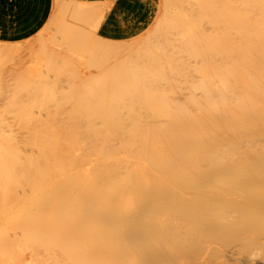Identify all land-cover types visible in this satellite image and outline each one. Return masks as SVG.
<instances>
[{"label":"bare ground","instance_id":"bare-ground-1","mask_svg":"<svg viewBox=\"0 0 264 264\" xmlns=\"http://www.w3.org/2000/svg\"><path fill=\"white\" fill-rule=\"evenodd\" d=\"M66 1H69V2L73 1L72 3H74L76 5L71 6L72 4L69 2H67L69 4H66ZM66 1L64 2L65 4L63 6H65V5H67V6H65V7L62 6V9L59 7H56L53 9V12H52L53 20L54 21L57 20L58 24H67L70 27L73 26L72 27L73 29L71 28V30H66L67 28L64 27L65 33L69 31L68 34H70V35H68V38L70 39V42L73 41V40H71L72 37H73V39H74V37H77V38L79 37V38H81L80 40H82L83 36L81 35L82 36L81 37L80 32H79V30H81V29H79L80 27H77V25L78 24L79 25H81V24H90V25L99 24V22L102 19L104 12L101 10H97L98 9L97 7L100 6L99 4H89V3L83 2L81 0H77V2L74 0H71V1L66 0ZM170 1L169 0H160L159 1L158 12H157V15L155 16L154 20L151 22V24H149V26L144 30V32L140 33L137 37H135L133 39L113 40L114 42L111 43L112 40L110 41L109 39H106V40L110 41V42L109 41L107 42V41H105V38L104 39L102 38L103 41H105L104 43L107 42V45L106 44L105 45L108 46V48H107L102 43L103 46L105 47L102 49V48H99L102 45L101 40H99L101 38H99V35L96 34L95 40L97 38H99V39H97L99 41L98 42L99 45H97L98 44L97 42H96L97 44H95V45L98 46L97 49H99V51H103L102 52L103 54H101L100 56H106L107 58H109L108 55L110 56L111 53L114 56L115 53L113 54V51L115 50V47L113 48L112 45H114V43H117V45H118V46L116 45L117 50H115L114 52H117L119 49V51H118L119 57H121L120 54L122 55V53L123 54L125 53L126 57H125V55H123V57H125V60H127V56H128V59L130 60L129 57L131 55L135 56V54H132V53L129 54L133 50V52H135V53L137 52L136 54H138V55L141 53V55L139 57L142 58V56H143V58H142L143 60L149 59V61L148 60H146L145 62L142 61L141 58L137 57L138 55H136L137 58H135L134 56H133L134 58H131V60L136 59L137 60L136 62H138V63L140 61H141V63L143 62L142 64L147 62L146 66H144L145 64L143 65V67H146V69H143V67H142L143 71L141 69H140L141 70L140 71V70H138V68L140 67L139 65H142L141 63L138 65L133 60L135 63L132 64L131 63L132 61L129 62V60H128L129 63L126 62V64H125V60H123L122 59L123 57H121V59H119V60L120 61L122 60V62L124 61L125 66L127 65L128 72L131 71L129 74L130 77L134 78L133 80H136L139 82H137L134 85V83L136 81L131 83L132 79L130 77H129L130 79L126 78L125 80L128 79V81H130V84H131L130 85L129 82L124 81V79H121V82H124V88L125 89H126L125 82L128 83L130 85V86L128 85V87L131 88V89L127 88V90L123 91L124 90L123 88H122V90H120L121 89L120 87L117 88V86H115L116 83H119L116 81V82H114L115 84L112 83L115 86V88H112L113 85H110V88H112V90L114 89L113 90L114 94L112 93V90H110V93H108L106 91L100 92L101 93L100 98L97 96L100 94H96V98L98 97L97 99H99V100H98V102L96 100L95 101L97 102V104L100 102L101 103L100 105H102V107L100 105L93 104V102L89 103L90 99L92 98L91 97L89 99L87 98L88 102L86 101L87 103H89V107H87L89 109L85 108L86 106L83 105V106H85L84 107L85 109L84 108L83 109L85 111L87 109L86 112L85 111L79 112L77 110L78 113H80V114H77L76 110H75L76 113L74 111L73 112L69 111V112H71V114L75 113V114H73L75 116H76V114L79 115V118L82 117L83 121H86L85 122L86 124L84 125V127L86 129L82 128V130L84 129L83 131H85V132L87 131V132L86 133L83 132V133H85V135H88V133H91L93 135V137L96 139V140H94L95 142L91 141L92 142L91 143L89 141V139L93 140V139H91V138H93V137H91L92 135H90L91 138H89V135L85 136L86 137L85 139L89 138L88 142L86 140L82 141V139H79L82 136H83L82 138L84 139V134L83 135L81 134V136H77V134L79 132H81V131H79L77 133L78 129H80L81 127H79V128L75 127L76 126L75 123L77 124V121H76L77 119H75V118H78V117L72 116L74 118L70 119V115H71L70 114V115H68L69 117L67 116L68 118H66V119H68L67 120L68 122L70 120V123H69L70 125L67 127L65 124V126H66L65 132L67 131L66 132L67 134L64 132V136H66L67 138L69 136L68 141L64 137H63L64 139H62L61 137L63 136V132L61 131V133H60V134H62L60 136V140L61 141L65 140L68 144L65 141L63 143H61L60 140H59V142H57L58 141L57 140L56 142H54V144L57 143V145H59V146L57 147L55 144V146H56L55 147V146H53L54 144L52 141H48V145H50V146L52 145L51 146L52 149L50 148V146H49V149H51V151H53L55 149L54 150L55 153L54 152H53V154L49 153L48 152L49 149H47L48 146H47V148H45L46 147L45 142L47 140H49L48 136L50 135V133L48 134L47 139H45L44 137H43L44 139H42V140H44V143H45V145H42V146H45L44 148L47 149L46 151L48 152V154H47V152H45L44 148L42 146H40L41 145V144H39L40 142H37V141H40L41 139H39L37 141L35 140V142H34L36 145V147H34V148H37L38 151H34V148L32 145L33 141L29 142V143H31L29 146L32 145L33 151L29 150L27 148L29 151L26 152L27 150H25V149H26V147H28L27 146L28 144L25 145V147H24L25 151L22 149V147L16 152L15 151L9 152V154L6 153L7 152L6 150H5L6 152L3 150L0 151V152H2V153H0V158L2 160V161H0V262H1V257H2V260H5L4 262H2V264L9 262L8 260L11 258V256H10L11 252H12V254H13V252H14V254L16 252L17 256H16V259L14 258L12 260L13 255H14L13 254L12 258H11L12 261H10L7 264H14V260L15 261L18 260L16 264H18V263L23 264L20 262H22L23 252H25L26 249L31 251V252H28V253H30V257H31V255H33V257H34V258L31 257L34 260H32L30 257H29V260L26 258L27 263L30 261L31 264H33L34 262H35L34 264H208L206 262L207 261L209 262V259L212 261V264H213L212 258H209V257H212L210 254L212 251H215V253H213V254H215V256H216V254L218 256H219V254H222V257H221V255L219 257L216 256V257H218L217 259L219 260V262H217L218 260H216L215 256L213 255L215 258L214 261L216 260L214 263H216V264L217 263H219V264H264V155H263L264 151L262 152V149H260V147H259L262 144H258V142L260 143V141L263 140V139L261 140L260 138L262 136L261 134L264 133V102H262V104H261V102H259L261 100L262 101L264 100V88H263L264 86L261 87L263 85L262 83H260V82H262V81H260L261 78L253 81L254 83H252L251 81L249 83V81L246 80V81H248V83L243 84L241 80H240L241 82H238L239 79L236 78V77H238L239 72H237V73L236 72H229L231 67L224 69V66H223V68H219L218 67L219 65L218 66L214 65V66H216V68L212 66L213 68L210 69L211 67H209L210 70L206 71L205 76H203V78H202L203 80L202 79L200 80V81H202V84L200 83L201 86L199 85V83L197 86L196 85L197 83H195V81H192V82H194V84L191 83V85L193 84L192 87H194V85H195V87L196 86L197 87L196 88L194 87L193 90H191V87H190V90L192 91V93H187V94H189V96L192 94L193 97L190 96L189 99L191 100V98H192L193 101H195V103H196L200 100L199 99L200 97H198L197 95H199L201 92H203V94L201 93L203 96L202 95H200V96L203 97V99H204V97H206V98L208 97L207 101H208V103H211V104H209L210 106H208V104H207V106L204 105V107L206 108L205 111L203 109V104L205 101H202L203 103L201 101H199L201 104L196 103V105L192 103L193 101H191V103H192L191 105L195 106V107L192 106L193 109L195 108V110H193L194 113L193 112L190 113L191 112L190 110H192L191 107H189L190 109L187 108V106H190V103L189 104L186 103V104H188V105H186L182 101L181 102L183 104L181 103V106L178 108H181V111H182V108L185 106L184 107L185 111L183 109L184 112H181L180 109L179 110L175 109V108H177L176 107L177 104L180 105L179 104L180 101L175 103L176 105L174 106V108H172V112H168V110H167L168 113H166V111L164 113L161 112L163 109V106L164 105L166 106L167 102H163V104L164 103H166V104H164V105L161 104L162 109H159L156 112L150 111L147 108L151 104L154 105V107H158L157 104H160L161 102L160 103L158 102L155 105V100H156V102L160 101L161 99L159 100L158 98L161 95L162 96L160 98H163L164 95L166 94L164 92V94L158 95L159 94L158 91L161 92L165 88L163 86V84L162 85L160 84V81L162 78H164L165 80L162 81L164 83L166 81V77L169 80L170 77L172 76L171 74H173V71H174L173 69L175 68V66L173 65L174 62H172V64H170L171 60L170 61L168 60L169 63H167V64L169 66L162 67V65H165V61L167 62V59H169L168 58L169 54L172 55V57H174V58L178 54V53L177 54L175 53L176 51L174 49L176 47H174V45L176 46L177 44H174V43H176V41L179 42L180 39H182L180 41V44H182V41L185 42V43L183 42L182 46H184L186 44L185 45L186 48H184L185 46L182 48L185 49V53L189 52L190 55L187 53L188 54L187 56H191V55L198 56L197 57L198 60H199V57L201 58L203 56H206L205 60L206 59H207L206 61L209 60L208 62H211L210 64H212V61H211L212 59H209V57L211 58V57L215 56V58L218 60L217 56H219V57H220V55L224 56V54H227V55L229 54V56H232L230 54H234V55L237 54V55H241V56L243 55V57L248 58V60L251 61L250 59L253 58L251 55H253V53H254V51L252 49L254 47V43L257 42L260 44L261 43L264 44V0H236V1L235 0L234 1H232V0H191L193 3L192 5H189V6H191V8H189L188 5L187 6L183 5V3H185L184 2L185 0H182L183 1L182 5L180 3L181 0H178V2L176 0H170ZM173 1H175V2H173ZM191 1H190V3H191ZM186 3H187V1H186ZM60 5H61V3H60ZM68 6H70V7H68ZM174 6H175V8H173ZM182 6H183V8H182ZM185 6H186V8H184ZM54 7H55V5H54ZM100 8H101V6H100ZM53 20H52V23H54ZM204 23L205 24L207 23L206 26L208 24H212V27H211L212 32L210 29L208 30L210 33L207 32L206 30H203L204 32L202 31V29L205 28V27L202 28L204 26L203 25ZM75 24L77 27L76 31L79 33H77V36L76 35L72 36V35H74V32H72V30H74ZM163 24H165V25L163 26ZM172 24H174L177 27V29H175L176 31L174 30V25H172ZM176 24H179V25L181 24L180 30L178 29L179 26ZM182 24H184L183 27H185V24L186 25L189 24V26H191L190 24H197V26H199L198 24L201 25V27L200 26L198 27L199 29L201 28L200 30L197 29V31H196L195 30L196 28H194V31L192 30L193 32H192L191 36L185 37L186 39L190 40L191 46L188 42L189 40L186 41V40H183V38L179 37V35H180L179 31H183L185 29V28L181 27ZM220 24H223V26H220ZM224 24L227 26H225ZM95 25H94V29H96V27L98 28V26L96 25V27H95ZM166 25H168V28ZM64 26H66V25H64ZM169 26H170V28H169ZM59 27L60 26L57 27V30H59L58 29ZM70 27H68V28H70ZM83 28L84 27H82V29ZM94 29H92V30H94ZM88 31L90 32V29L87 30V32ZM94 31H96V30H94ZM169 31H170V33H168ZM54 32H56V31H54ZM174 32H175V34H174ZM206 33H209V34H206ZM52 34H53V32H52ZM43 35H45V34H43ZM154 35H155V38H154ZM162 35H163V37L161 38V40L159 37L160 43L157 40H154L156 38L158 39V37H156V36H162ZM173 35H174V37L177 36L179 39L177 37H175V39H174ZM151 36H153L152 38H154V39H152ZM53 38L57 39L56 36H54ZM53 38H51V40ZM66 38H67V36H66ZM79 38L77 40L78 43H74V45H73L72 43L76 40V39H74V41L71 44H69V46L73 45L75 47L77 44L81 43L79 41ZM85 38L87 40L88 36ZM149 38H151V40ZM171 38H172V41H171ZM30 39H32V38H30ZM90 39H91V37H90ZM90 39L88 41H90ZM40 40H41V38H40ZM42 40H44V42H45L46 39H42ZM49 40H50V38H49ZM86 40H84V41H86ZM149 40L151 41V43ZM36 41H37V39H36ZM154 41H157V43H156L157 45L153 44ZM52 42H53V40H52ZM142 42H143V44L144 43H146V44L150 43L151 46H150V44L148 45V47L150 46L149 47L150 50L146 49V51H144L143 46H141ZM167 42L170 43L171 46ZM238 42H241V43L243 42V43L239 44ZM54 43H56V42H54ZM94 43L95 42L93 40V44ZM2 44H3V42H2ZM110 44H112L111 45L112 49H111V47H109ZM152 44L154 47L152 46ZM166 44L170 47L173 46L172 47L173 49L171 48L170 50H171V52H174V56L171 53H167V51L169 50L170 47L168 48V46ZM262 44H261V47H262ZM3 45H1V46H3ZM161 45L165 48H162ZM187 46H188V48H187ZM50 47L51 46H49V48ZM55 47H54V49H56ZM88 47L85 44V48H88ZM177 47H178V45H177ZM2 48L4 49V46ZM8 48H6V49H8ZM45 48H48V47L46 46ZM59 48H61V47H59ZM75 48H77V47H75ZM95 48H96V46H95ZM179 48L182 49L181 47H179ZM256 48L254 47V49H256ZM260 48H258V49H260ZM80 49H81V47H80ZM180 49H178L179 50L178 52L181 51ZM186 49H187V51H186ZM39 50H41V49H39ZM46 50H48V49H46ZM110 50H112V51H110ZM147 50L149 51V54L152 55V57H151L152 60L150 59V57L147 58V55H148L146 53ZM170 50L168 52H170ZM52 51H53V49H52ZM5 52L7 53V51H5ZM9 52L10 51H8L7 54H9ZM86 52H87V50H86ZM93 52H91V54ZM118 52L116 53L115 56H117ZM257 52L259 53L258 50H257ZM262 52L264 53V51H262ZM143 53H145L146 58H144ZM183 53H184V50H183ZM183 53H182V55L184 56L185 54H183ZM1 54L2 53H0V55ZM7 54H5L6 57H7ZM10 54H11V52H10ZM23 55H25V54H23ZM88 55H89V53H88ZM97 55H99V54L97 53ZM166 55L168 56V57H166L167 59H165ZM254 55H258V58H259V54L254 53ZM11 56H14V54H12ZM76 56H77V54H76ZM113 56H112V58H113ZM195 56H193V57H195ZM262 56H264V54ZM6 57H4L2 59L5 60ZM64 57H66V55H64ZM162 57L165 59V60L163 59L164 61L162 60L164 62V64L161 61ZM172 57H170V58H172ZM11 58L9 57V60H11ZM51 58H52V56H51ZM77 58L79 59V56ZM99 58H101V57H99ZM99 58H97V59L101 62V59H99ZM115 58L117 59L118 57H115ZM138 58L140 59V61ZM184 58L185 57H183V59ZM215 58H213L214 61H215ZM233 58H234V56H233ZM238 58H239V56H238ZM261 58L262 57L260 56V60H261ZM7 59L8 58H6V60ZM84 59H86V58H84ZM102 59H105V58H102ZM9 60H8V63H9ZM106 60L109 61L110 58L106 59ZM223 60H220V62ZM230 60H231V58H230ZM237 60H239V59H237ZM94 61H95V59L93 61H91V63L95 68L96 62H95V64H93ZM114 61L116 62L117 60L113 59V62ZM120 61H118L117 63H119ZM151 61H154V62H151ZM159 61H161L162 63ZM188 61H189V59H188ZM188 61H187V63H188ZM214 61H213V63H214ZM227 61H229V60H227ZM10 62H12V61H10ZM85 62H88V61H85ZM122 62H120V63L123 64ZM190 62H191V60H190ZM198 62H195V63H197L196 64L197 67L199 66V64L201 66V62L199 64H198ZM203 62H205V61H203ZM254 62H256V61H254ZM254 62H253V64L258 63V62H256V63H254ZM261 62L263 63V59ZM3 63H5V61H3ZM48 63H50V62H48ZM130 63L134 66L136 64L139 67L131 66ZM149 63H151L152 66H148V65H150ZM193 63H192V65H193ZM226 63H228V62H226ZM262 63H261V65H262ZM6 64L7 63H5V65ZM74 64H76V63H74ZM105 64L106 63L104 62L102 68L106 67V66H104ZM121 64H120V66H121ZM124 64L121 67L119 66L121 70L123 69L122 70L123 73L121 71V73L123 75L120 74V72L118 71L119 74L122 76H124V74H125L124 72L126 71V70H124V69H126V68H124ZM210 64H207L205 62L203 65H204V67L206 65V67L205 68L203 67V68L206 69L207 66H210ZM223 64H224V61H223ZM15 65H17V64H15ZM89 65H91V64H89ZM92 65H91V67H92ZM170 65H173V69H171L172 67ZM180 65H181V63H180ZM239 65H241V64H239ZM246 65H248V64H246ZM129 66L131 68H129ZM181 66H183V65H181ZM98 67H101V66H98ZM112 67H110V68H112ZM114 67H115V64H114ZM147 67H150V68H147ZM233 67H235V66L233 65ZM257 67H260V66H257ZM262 67L264 68V66H262ZM3 68H5V67H3ZM54 68H56V67H54ZM132 68L133 69L135 68V70H137L138 72L136 73V71H133ZM0 69L4 72L2 67ZM10 69H12V68H10ZM10 69H7V70L5 69V70L7 72ZM14 69L16 70V68H14ZM113 69L114 68H112L110 70H112V72L115 73L114 72L115 70L113 71ZM147 69L149 72L147 71ZM169 69H171V70H169ZM77 70H79V68H77ZM100 70H101V68H99V71ZM108 70H109V68H108ZM197 70H195L194 72L196 73ZM101 71H103V70H101ZM132 71L134 72V74L132 73ZM144 71H145V73H144ZM169 71H170V73H169ZM171 71H172V73H171ZM176 71L177 70H175V72ZM225 71H226V73H225ZM232 71H233V69H232ZM236 71H238V70H236ZM243 71L244 70L242 68V72ZM246 71H247V69H246ZM12 72L14 73L13 70H12ZM15 72H19V71H15ZM118 72H117V74H118ZM128 72L126 74H128ZM147 72H148V74H146ZM19 73H22V72L20 71ZM105 73H106V70H105ZM141 73H142V75H141ZM185 73H189V72L187 71ZM185 73H183V74H185ZM217 73L219 76L225 75V74H226V76H223L225 78L221 77L220 80H219V78L214 80L218 76ZM234 73H236L237 76H235L236 74L234 75ZM23 74L25 75V73H23ZM55 74H56V72H55ZM119 74L116 75V73H115V76L118 77ZM126 74H125V76H126ZM168 74H170V76ZM203 74H204V71H203ZM215 74H216V76H215ZM241 74L243 75L244 73H241ZM260 74H262V73L260 72ZM90 75H91V72H90ZM106 75H108V74H106ZM112 75H114V74H112ZM134 75H136L137 77H133ZM196 75H198V74H196ZM233 75L235 78L233 77ZM255 75H257V74H255ZM11 76H12V74H11ZM17 76H19V75H17ZM28 76L29 75H27V77ZM125 76L122 78H125ZM213 76H215V77L211 78ZM259 76H261V75H259ZM263 76L264 75L262 74V77ZM1 77H2V75H1ZM3 77L5 80L6 76L4 75ZM7 77H9V75ZM23 77H25V76H23ZM23 77L20 79H23ZM81 77H83V75ZM106 77H108V76H106ZM109 77L111 78V76H109ZM138 77H140V78H138ZM185 77H187V76H185ZM190 77H192V76H190ZM204 77H205V79H204ZM230 77H233L234 79H236V81L234 80L235 84L233 83V79H231L232 82L230 81ZM104 78H105V76H104ZM113 78H115V77L112 76V79ZM178 78H179V75H178ZM246 78H247V76L244 77L243 80L245 81ZM8 79H7V81H8ZM12 79L13 78H11V80ZM29 79H31V78L29 77ZM112 79L110 81L113 82ZM171 79L169 81H173ZM13 80L11 81L12 83L15 82V80L14 81ZM98 80H100V79H98ZM189 80H191V79H189ZM249 80H251V79H249ZM0 81H1V79H0ZM50 81H51V79H50ZM80 81H81V78H80ZM118 81H120V78ZM169 81H168V85H169ZM213 81H215V82H213ZM55 82H57V81H55ZM87 82H89V81H87ZM97 82H95V83H97ZM107 82H109V81H107ZM121 82H120V84H121ZM263 82H264V80H263ZM92 83H93V80H92ZM184 83H186V81ZM212 83H214L216 86H214ZM65 84H66V82H65ZM132 84H133V86H132ZM156 84H158L159 86ZM165 84H167V82ZM170 84L171 85H169V86L172 87V84L174 85V82L170 83ZM229 84H230L231 88L229 87ZM34 85H35V83H34ZM96 85H95V87H96ZM175 85L176 86H174L172 88H178V85L177 84H175ZM232 85H235V86L233 87ZM1 86H2V83H1ZM78 86H80V85H78ZM126 86H127V84H126ZM161 86H163L164 88L162 87V89H161L160 88ZM212 86H214L215 89H213ZM239 86H241L240 88L243 89L242 91H244V90L246 91V95L248 94L247 96L244 94L245 92H243L244 96L240 95L242 91H238V89H240ZM198 87L199 88L203 87L201 92L199 91ZM232 87H233V89H232ZM8 89H10V88H8ZM15 89H16V87H15ZM104 89L108 90V88H104ZM115 89L116 90L119 89L120 91L117 90L118 91L117 92ZM159 89H161V90H159ZM194 89L196 91L198 90L200 93L196 94L198 91L195 92ZM204 89H205V91H204ZM206 89H207V92H206ZM54 90H55V88H54ZM61 90H62V88H61ZM183 90H185V89H183ZM190 90H189V92H190ZM50 91H48V92L50 93ZM67 91H68V89H67ZM193 91L195 92L196 95H193ZM32 92H33V90H32ZM36 92H37V90H36ZM67 93L68 92H66V94ZM40 94H41V92H40ZM89 94H87L86 96H89ZM94 94H95V92H94ZM1 95H2V93H1ZM7 95H8V93H7ZM44 95H45V93H44ZM46 95H45V97H46ZM57 95H59V94H57ZM76 95L78 97L80 96L78 94H76ZM48 96H49V94H48ZM84 96H85V94H84ZM172 96H174V95H172ZM239 96H241V98H239ZM23 97L21 96V98H23ZM67 97H68V95H67ZM168 97L169 96H167V98ZM194 97H195V99H194ZM197 97L199 99L198 101L196 100ZM55 98H57V97H55ZM81 98H80V100H81ZM206 98H205V100H206ZM234 98H235V100H234ZM65 99H64V101H65ZM82 99H84V98H82ZM165 99H166V97H165ZM76 100H78V98ZM187 100H188V98H187ZM201 100H202V98H201ZM5 101L6 100L3 101V104ZM91 101H94V100L91 99ZM108 101L110 103H108ZM212 101H213V103H212ZM69 102H68V104H69ZM71 102H72V100H71ZM137 102H138L139 106L142 105L141 107H143V105H144V107H146L145 112H147V110L152 112V113L147 112L145 115L148 118H149V116H147V114L150 115L151 120L155 119V121L154 120L152 121L153 123L158 121L160 118H163L162 116H165V117L170 118V119L169 120L165 119V121L163 119L162 123H159L161 120L160 119L158 123L156 122V124H153L154 126H152V127H151V125H150V127L147 126V124L141 122L140 117H141L142 113H140L141 115L139 114V112H141V108H138L140 111L137 113V111H138L137 110V105H138ZM170 102L172 103V101H170ZM170 102H168V103H170ZM188 102H189V100H188ZM72 103H71V105H72ZM81 103L82 102H80L79 104H81ZM32 104H34V103H32ZM57 104H59V101ZM62 104H66V103H62ZM68 104H67V106H68ZM79 104L77 106L81 110L82 105L80 106ZM171 105H169V106H171ZM197 105H198V107H202V110H201V108L196 107ZM4 106H6V105H4ZM169 106L168 107L166 106L165 109L171 108ZM26 107H28V106H26ZM53 107H55L54 104H53ZM63 107H64V105H63ZM72 108H70V110H72ZM78 108H76V109H78ZM60 109H62V108H60ZM60 109H58V111ZM173 109L176 111V113H174L175 111L173 112ZM197 109H198V111L201 110L200 112H202V115L200 117H202V118L199 117L200 112H198L199 114H197V112H195V111H197ZM73 110H74V108H73ZM89 110H91V111H89ZM123 110H125L126 112L124 113ZM143 110H145V108ZM177 110H178V112H181V113H178ZM186 110H187V113H186ZM38 114L40 115V113H37V116H38ZM45 114H46L45 116H47L50 113L48 112V114H47V112H46ZM8 115H7V118H5V119H9ZM41 115H42V119H45V118H43L44 115L43 114H41ZM143 115H144V113H143ZM53 116H52V121L56 120V118H55L56 116L54 117V119H53ZM57 116H60V114H58ZM12 117H14L13 114L11 115V119H13ZM15 117H17V116H15ZM193 117L199 118V119H195V120L193 119L192 120ZM47 118H49V117L47 116ZM50 118H51V116H50ZM127 118L130 121H127ZM18 119L20 120V118H18ZM42 119H40V120H42ZM63 119L64 118H62V120ZM96 119L97 120L99 119V122L102 124V126L97 124L98 121ZM125 119H126V121H125ZM31 120H34V119H31ZM36 120H37V118H36ZM58 120L59 119L57 118L56 122H58ZM71 120H73V122H71ZM12 121L14 122V119ZM12 121H10V122L8 121V122L11 124ZM27 121L29 123V120H27ZM46 121H44V122L46 123ZM56 122L53 121L51 123L54 126L55 130L59 129L58 127H60V129H62L64 127V125H63V127L58 126L60 123L57 124ZM68 122H67V124H68ZM5 123H7V122H5ZM41 123H43V121L38 122V124H40L42 126L43 124H41ZM45 123H44V125H45ZM14 124L12 125L13 127L16 126ZM54 124L58 127H56ZM143 124H145V125H143ZM150 124H152V123L150 122ZM27 125H26V127H27ZM33 125H34V122H33L32 126ZM46 125L48 128V125H50V124H46ZM97 125L101 128H99ZM4 126L6 127V125H4ZM4 126H3V129L5 128ZM41 126L38 125L36 127H38V130H39L41 128ZM33 127H31V128H33ZM52 127L51 128L49 127L50 128L49 130H52ZM69 127H70V129H69ZM28 128H30V127H28ZM47 128L45 127L44 130ZM41 129H43V128H41ZM15 130H17V129H15ZM25 130L28 131L27 128ZM44 130L42 132H44ZM75 130H76V132H75ZM254 130L256 131L255 134H254ZM257 131H259V132L257 133ZM260 131H262V133ZM22 132L25 133L24 129ZM32 132H33V130H32ZM68 132H69V134H68ZM252 132H253V135H251ZM14 133H16V132H14ZM17 133H19L18 130H17ZM28 133H30V131ZM35 133H37V132H35ZM54 133H55V131H54ZM37 134L42 135V133H37ZM57 134L53 135L52 138L50 136V138H51L50 140L54 139L57 136ZM6 135L7 134H5L4 136H6ZM9 135L10 134L8 133V136ZM111 135H114V136L117 135L116 138L119 136L120 140H119V138L117 139L118 141L116 140L117 141L116 145L118 142H120L122 144V146L121 145L119 146V144H118V146H114V144H113L114 140L112 141V144L109 143L108 140H111V137H113ZM150 135H152V137H154L155 139H153ZM259 135H260V137H259ZM0 136H1V133H0ZM8 136H6L4 139L2 138L3 136H1L0 137L1 142H3ZM12 136H15V134L14 135L12 134ZM18 136H20V135H18ZM29 136H28V139L30 138ZM43 136H44V134H43ZM257 136L260 139V141L257 142L258 147L252 146L253 144L250 145L251 141L255 137L258 138ZM138 137H143V140L139 142L137 140ZM39 138H40V136H39ZM124 138H127V140H125ZM15 139H17V138L15 137ZM20 139H22V138L20 137ZM56 139H54V140H56ZM141 139L142 138H140L139 140H141ZM150 139L155 140V142L151 141L152 143H154L153 145H155L154 146L155 149L153 148L154 149L153 151H151L152 150L151 145L150 146L148 145L149 147H151V149L147 150V148H148L147 143L150 141ZM6 141H9V140H6ZM6 141H4V143ZM13 141H14V139H13ZM96 141H97V146H94L93 143L96 144ZM254 141H256V140H254ZM26 142H27V140H26ZM51 142H52V144H51ZM15 143H16V140H15ZM23 143H21V144H23ZM44 143H42V144H44ZM65 143L68 145L67 147L69 149L72 147L73 151L75 149H76V151H78L77 147H75L78 145H79L78 149H80V148L83 149V150L81 149V151L79 150L80 152L83 151V153H80L79 151L78 152L74 151L76 154L78 153V155L73 154V151L70 149L71 150V156H72V158H71L70 154L67 153V152H70V150L68 149L69 150L68 151L67 147L64 146V148H66V150L65 149L64 150L67 151V152L64 151L65 153H67V155L64 154V156L70 157L72 160L71 161L70 158H66V157L64 158V160L69 159L68 161L66 160V163L68 162L67 166L63 165V164H66L64 162L63 158L61 159L62 160L61 163H63V162L64 163L63 164L59 163L60 160L57 159L58 158L57 156H60L61 154L57 155L58 150H56V148L57 149H60L61 147L63 148V144L66 145ZM99 143H100V145H98ZM107 143L111 144V146L113 145L114 148L113 147H111V148H113L114 150L119 149L118 152L120 150L121 151L125 150L123 148V146H128L129 148H127L126 150L130 151V149H131L132 153L135 152L136 150H138L137 149L138 147L141 148L138 150V152L141 150V153H142V149L147 150L148 154H150V151H151L152 153L150 156H151L152 162L149 161V163H151V164L147 166V164H148V160L146 159L147 154H145L146 155V156H144L145 158L142 159V157H143L142 156L143 153H142L141 159L143 161L147 160L146 161L147 164H145V162H142L141 166L136 167L135 162L138 160V158H140V154H139L140 152H139V153H136V155H134L136 157L138 156L136 160H134V157H133V159H130L131 164H132V162L135 163V165L132 164L135 167H133L130 164L132 166V168H130V165H126L125 167H122V169H121V166L122 165L124 166L126 164V163L124 164V161H123L124 157L130 158L131 155L130 156H124L125 154H127V152L125 150V151H122V152H125V154L122 153L123 154L122 156H124V157H122V156H120L121 151L118 153L120 155L116 154L117 152H115L114 150H110L111 149L110 145ZM244 143H246V144H244ZM9 144H11V143L9 142L8 146H9ZM18 144H20V143H18ZM80 144H82V146H84L85 148L88 147L89 150L86 149V153H84L85 148L82 147ZM2 145H4V144L2 143ZM107 146L110 149H108ZM231 146H233V147H231ZM11 147H13V146H11ZM119 147H121V149ZM234 147H235V150H234ZM261 147L264 148V146H261ZM6 148L9 149L8 147H6ZM18 148H19V146H18ZM32 148H30V149H32ZM61 149L59 150V152L61 151ZM259 150H261V151H259ZM257 151H259V152H257ZM61 152H63V149ZM79 153L81 155H79ZM129 153H131V152H129ZM7 154H8V156H7ZM233 154L236 156L234 157ZM62 155H63V153H62ZM62 155H61V157H63ZM230 157H233V158L231 159ZM128 158L125 160L129 162ZM230 159H231V161H230ZM139 160H138V162H140ZM149 160H150V158H149ZM232 162H235V163L232 164ZM69 163L70 164L72 163V166H68ZM143 163H144V165H143ZM75 165L77 168H80L81 172H75L76 171ZM127 166H129V167H127ZM65 167H68V169ZM116 167H119V169ZM157 167L160 168L159 170H161V168H162V170H165L164 174L167 173L168 172L167 170H169V169L174 170V171L177 170V171L176 172L173 171V173L170 171V173H167V175H166L167 179H165L164 174H163L164 177L162 176L163 177L162 179H161V177H159L160 178L159 179V178H157V176H153L156 174L155 172H157ZM150 168H151V170H154V168H156L155 172L154 171H152V173L149 172ZM73 169L75 171H72ZM67 170L69 173L67 172ZM63 171H66L68 174H65ZM153 173H155V174H153ZM161 175H162V173L158 176H161ZM57 229H59V230H57ZM10 231H13L11 234H12V236L14 234V236H13L14 238L17 237L18 234L23 233L24 235H26L23 237L19 236V237H21L20 239L24 238V240H23L24 242L19 243V238L14 239L12 237L16 241L12 240V238L10 237L11 235L8 237L7 233L10 234ZM20 241H22V240H20ZM216 245L217 246L221 245V247L218 246L220 249H217ZM23 246H25V248L27 246L28 248L23 249ZM21 250H25V251L21 252ZM41 250H42V252H41ZM216 250H220V251H222V253L220 251L218 252ZM18 251H20L19 254H18ZM39 251H40V254H39ZM7 253H9V254H7ZM205 253L208 256L210 254V256L209 257H207V255L203 256V255H205ZM19 255H21V257ZM14 257H15V255H14ZM18 257H19V259L20 258L21 259L19 260ZM37 257H38V259H37ZM205 257H206V259L204 261L203 258H205ZM35 258H36V261H35ZM207 258H209V259L207 260ZM220 258H222V259L220 260ZM24 260L25 259H23V261ZM11 262H13V263H11ZM209 264H211V262H209Z\"/></svg>","mask_w":264,"mask_h":264},{"label":"rangeland","instance_id":"rangeland-1","mask_svg":"<svg viewBox=\"0 0 264 264\" xmlns=\"http://www.w3.org/2000/svg\"><path fill=\"white\" fill-rule=\"evenodd\" d=\"M61 1V2H60ZM66 1V0H65ZM64 0H54V5H55V7L54 8H56V7H59V8H61L62 9V6L65 4L64 2H65ZM71 1V0H70ZM74 1H76L77 2V0H74ZM170 1V0H169ZM177 2H178V0H176ZM186 1H187V3H186ZM190 1L191 0H185L184 2L185 3H183V5H192L193 3H192V1H191V3H190ZM232 1H234V0H232ZM236 1V0H235ZM67 2H69V1H66V4H69V3H71L72 5L71 6H74V5H76V4H74V3H72L73 1H71V2H69V3H67ZM171 2V1H170ZM173 2H175V1H173ZM182 0H181V5H182ZM238 2V1H237ZM58 3V4H57ZM60 3H61V5H60ZM57 4V5H56ZM172 4V3H171ZM170 5V4H169ZM174 5V4H173ZM65 6H67V5H65ZM65 6H63V7H65ZM168 6V5H167ZM186 6L184 7V8H186ZM68 7H70V6H68ZM242 7V6H241ZM53 8V9H54ZM98 9L97 10H101V11H103V8L101 7L100 8V6H98L97 7ZM173 8H175V6L173 7ZM182 8H183V6H182ZM189 8H191V6H189ZM189 10V9H188ZM190 11V10H189ZM104 12V11H103ZM52 20H53V16H52V14H51V17H50V19L48 20V22H47V24L44 26V28L39 32V33H37L35 36H34V38L32 37V39H27V40H25V41H23V42H15V43H11V42H4V41H2V40H0V53H2L1 55H0V66L2 67V69L4 70V72L0 69V79H1V81H0V86H1V83H2V86L0 87V92L2 93V95H1V93H0V133H1V136H3L2 138L4 139L6 136H8V133L10 134L4 141H6V140H9V141H6L5 143H4V141L3 142H1V140H0V151H5L6 153H8L9 154V152H16V151H18L21 147H22V149L24 150L25 148V145H27L28 147H26V149L25 150H27L26 152H28L29 150H32L33 151V148L34 147H36V145H35V140L37 141V140H39V139H41L40 141H37V142H40L39 144H41L40 146H42V145H45V143H46V147L45 146H42L43 148L45 147V148H47V146H48V148L47 149H49V146L50 145H48V141H52L53 142V144H54V142H56L57 140V142H59V140H60V136L62 135V134H60L61 133V131L63 132V136L61 137L62 139H66L67 141H68V138H69V136H68V138L66 137V136H64V132H65V130H66V126L68 127L70 124V120H69V122L67 121L68 119H66V118H68L69 116L68 115H70L71 114V112H75L76 113V111L78 110L79 112H81V111H85L84 109L85 108H87V107H89V103L90 102H93V104H95V105H100L101 103L99 102L98 104H97V102H98V100L99 99H97L98 97L100 98V96H101V93L100 92H108V93H110V90H112V88H115V86H117V88L118 87H120L121 89L120 90H122V88L124 89L123 91H125V90H127V88H129L128 87V85L130 84V81H128V79L127 80H125L126 78H129L130 77V72H128V70H127V65L125 66V64H126V62L127 63H129V62H131L132 64H134L137 60L136 59H133V60H131V58H137V57H139L140 55H141V53L138 55V54H136L135 52H133V50L129 53V54H135V56L133 57L132 55L129 57L130 58V60L128 59V56H127V60H125V57H126V55H125V53L123 54L122 53V55L120 54V56L121 57H123V55H125V57H123L122 59L123 60H125V64H124V61L122 62V60L120 61L119 59H121V57H119V49H118V54H117V56H115L116 55V53L117 52H114L115 50H117L116 48V45H117V43H114V45H112V44H110L109 45V47H111V45H112V47L114 48L115 47V50L113 51V54H114V56L115 57H118L117 59L112 55V53H111V57L108 55V57L110 58V60L108 61V60H106V59H109V58H107L106 56H100L101 54H103L102 52L103 51H99V49H97V45H99V41L97 40V39H99V38H101V39H99V40H101V44L103 43L104 44V46L105 47H107L108 48V46H106L107 45V42L109 41V40H106L105 39V41H107L106 43H104L105 41H103V37L102 36H100L99 34H98V28L96 27V25L98 26L99 24H92V25H90V24H81V25H77V27H80L79 29H81V30H79V32H80V36L82 37V40L84 41V40H86V38L85 37H87L88 36V39L86 40V41H82V40H80L81 38H79V41L81 42V43H79V44H77L75 47H77V48H75L73 45H74V43H78V38L77 37H74V39H76L75 41H74V39H73V37L71 38V40H73L72 42H70V39L68 38V35H70V34H68L69 33V31L68 32H66L65 33V29H64V27H66L67 29L66 30H71V28L73 27H70V26H68L67 24H58V22H57V20H53V22L54 23H52ZM56 22V23H55ZM51 24V25H50ZM53 24V25H52ZM58 24V25H57ZM207 24V23H206ZM206 24L204 23L202 26V28H204V29H202V31L203 30H206L207 32H209L208 30L210 29L211 30V32H212V24H208L207 26H206ZM64 25H66V26H64ZM86 25V26H85ZM94 25H95V27H96V29H94ZM165 24H163V26H164ZM170 25V24H169ZM172 25H174V24H172ZM176 25H178L179 27H178V29L180 30V25L179 24H176ZM183 25L184 24H182V26L181 27H183ZM191 26H189V24L188 25H186L185 24V27H183V28H185L183 31H179V37H181V38H183V40H186V41H188L189 39H186L185 37H188V36H191V34H192V32L194 31V28H196L195 30L197 31V29H199L198 27L200 26L201 27V25L200 24H198L199 26H197V24H190ZM219 25V24H218ZM225 25V24H224ZM58 26H60L58 29L59 30H57V27ZM162 26V25H161ZM167 26V28H168V25H166ZM220 26H223V24H220ZM225 26H227V25H225ZM49 27V28H48ZM56 27V28H55ZM63 27V28H62ZM68 27H70V28H68ZM77 27H76V24L74 25V30H72V32H74V35H72V36H77V33H79V32H77L76 30H77ZM82 27H84L83 29H82ZM92 27V28H91ZM176 26L174 25V30L175 29H177V27L175 28ZM210 27V28H209ZM86 28V29H85ZM90 29V32L88 31L87 32V30H89ZM169 28H170V26H169ZM173 28V27H172ZM182 28V29H183ZM208 28V29H207ZM56 29V30H55ZM73 29V28H72ZM85 29V30H84ZM92 29H94V30H96V31H94V30H92ZM201 29V28H200ZM199 29V30H200ZM47 30V31H46ZM53 30V31H52ZM169 30V29H168ZM173 30V31H174ZM193 30V31H192ZM54 31H56V32H54ZM59 31V32H58ZM167 31V30H166ZM171 31V30H170ZM170 31L168 32V33H170ZM176 31V30H175ZM178 31V30H177ZM205 31V32H206ZM42 32V33H41ZM52 32H53V34H52ZM58 32V33H57ZM71 32V31H70ZM82 32V33H81ZM93 32V33H92ZM172 32V31H171ZM204 32V31H203ZM173 33V32H172ZM178 33V32H177ZM210 33V32H209ZM209 33H206V34H209ZM43 34H45V35H43ZM96 34L97 35H99V38H97L96 40H95V38H96ZM163 34V33H162ZM174 34H175V32H174ZM190 34V35H189ZM56 36V38L57 39H55V38H53L54 36ZM87 35V36H86ZM161 35V34H160ZM172 35V34H171ZM186 35V36H185ZM66 36H67V38H66ZM91 37V39H90V37ZM71 37V36H70ZM98 37V36H97ZM153 36H151V38H152ZM156 37H158V39L156 38V39H154L155 38V35H154V38H152V39H154V40H157L158 42H159V37H160V40H161V38L163 37V35L162 36H156ZM172 37V36H171ZM175 37H177V36H175ZM175 37H174V35H173V38L175 39ZM40 38H41V40H40ZM49 38H50V40H49ZM51 38H53L52 40H53V42H52V40H51ZM62 38V39H61ZM103 38V39H102ZM151 38H149L150 40H151ZM178 38V37H177ZM190 38V37H189ZM34 39V40H33ZM36 39H37V41H36ZM42 39H46L45 40V42H44V40H42ZM55 39V40H54ZM65 39V40H64ZM68 39V40H67ZM90 39V41H88ZM164 39V38H163ZM179 39V38H178ZM33 42H32V41ZM49 40V41H48ZM61 40V41H60ZM93 40H94V44H93ZM149 40V41H150ZM177 40V39H176ZM182 39H180L179 40V42H177L176 41V43H174V44H177L178 45V47H177V45L175 46L174 45V47H176L174 50L176 51L175 53L178 55H176L175 56V58L174 57H172V55H166L165 56V59H167L166 57H168L169 59H167V62L165 61V65H162V67H164V66H169L167 63H169V61H170V64H172V62H174V66H175V68L173 69V65H170L171 67V69H173L174 71H173V74H171L172 76L170 77V79L171 80H173V81H169L168 80V78L166 77V81L163 83L162 81H164L165 79L164 78H162L161 79V81H160V84L162 85L163 84V86L165 87H163V86H161L160 88L162 89V87L164 88L161 92H159L158 91V95H160V94H164V92L166 93L165 95H164V97L163 98H160L159 96V100L160 101H157L156 102V100H155V105L159 102H161L160 104H157L158 105V107H154V105H150V106H148L147 108L150 110V111H154V112H156V111H158L159 109H162V105L161 104H163V102H167V104L166 103H164V104H166V106L168 107L169 105H171V106H169V107H171V108H168V109H165V105L163 106V109H162V113H164L165 111H166V113H168V112H172V108H174V106L176 105L175 103L176 102H179V104L180 105H178L177 104V108H175V109H180V111H181V108H178V107H180L181 106V103L183 102V103H190V106H187V108H189V107H191V109L192 110H190L191 112L190 113H194V111L193 110H195V108L193 109L192 108V106L193 105H191L192 103L193 104H195L196 105V103L197 104H201L199 101H205L204 102V104H203V109H204V111L206 110V108L204 107V105L205 106H207V104H208V106H210L209 104H211V103H208V97L206 98V97H204V99H203V97H201L200 95H202L203 94V92H201L202 91V88H199L201 85H200V83L202 84V81H200L202 78H203V76H205V72L206 71H208V70H210V69H212L213 67H215L216 68V66H218L219 68H223V66H224V69L225 68H228V67H231L230 68V70H229V72H239L238 74V77H236L237 79H239V81L238 82H241L242 81V83L243 84H246V83H248V81H249V83H250V81L252 82V83H254L253 81H255V80H257V79H259V78H261L260 79V81H262V82H260V83H262L261 85V87H263L264 86V82H263V80H264V76L262 77V74L264 75V68L262 67V66H264V56H262L264 53L262 52V51H264V44H262V47H261V44L260 43H257V42H255L254 43V47L259 51V53L257 52V50L256 49H254V47L252 48L253 49V51H254V53L255 54H259V58H258V55H254V53H253V55H251L253 58H249L251 61H249L248 60V58H245V57H243V55L241 56V55H237V54H230V55H232V56H229V54L227 55V54H224V56H222V55H220V57L219 56H217V58H218V60L215 58V56H213V57H209V59H212L211 61H212V64H210L211 62H208V61H206L205 60V58H206V56H203V57H199V60H198V56H195V55H191V56H187L188 54H189V52H187V53H185V49H183L182 47H184V46H182V44H183V42L184 41H182V44H180V41H181ZM42 41V42H41ZM59 41V42H58ZM63 41V42H62ZM77 41V42H76ZM103 41V42H102ZM111 41V40H110ZM109 41V42H110ZM153 41V40H152ZM157 41H154V43L153 44H156L157 43ZM171 41H172V38H171ZM170 41V42H171ZM2 42H3V44H2ZM31 42V43H30ZM54 42H56V43H54ZM67 42V43H66ZM83 42V43H82ZM98 44H97V43ZM114 41L112 40V42L111 43H113ZM169 42V41H168ZM167 42V43H168ZM189 42V44H190V40L188 41ZM6 43V44H5ZM10 43V44H9ZM28 43V44H27ZM37 43V44H36ZM54 43V44H53ZM59 43V44H58ZM73 44V45H70L69 46V44ZM89 45H88V44ZM92 43V44H91ZM150 43H151V41H150ZM149 43V44H150ZM160 43V42H159ZM173 43V42H172ZM185 43V42H184ZM187 43V42H186ZM239 44L241 43V42H238ZM243 43V42H242ZM241 43V44H242ZM42 44V45H41ZM49 44V45H48ZM63 44V45H62ZM84 44V45H83ZM85 44H86V46L88 47V48H85ZM95 44H97V45H95ZM100 44V45H101ZM103 44L99 47V48H105L104 46H103ZM106 44V45H105ZM142 45L141 46H143V48H144V51H146V49H148V50H150L149 49V47L151 46V44H150V46L148 47V45L149 44H146V43H144L143 44V42L141 43ZM153 44H152V46H153ZM168 44H170V43H168ZM180 44V45H179ZM188 44V43H187ZM188 44V45H189ZM1 45H3L4 46V49L2 48L3 46H1ZM6 45V46H5ZM45 45V46H44ZM82 45V46H81ZM157 45V44H156ZM160 45V44H159ZM167 45V44H166ZM259 45V46H258ZM41 46V47H40ZM48 47V48H45V47ZM49 46H51L50 48H49ZM56 46V47H55ZM93 46V47H92ZM95 46H96V48H95ZM118 46V45H117ZM168 46V45H167ZM170 46H171V44H170ZM170 46H168V48L170 47ZM190 46H191V44H190ZM9 47V48H8ZM29 47V48H28ZM53 47V48H52ZM54 47L56 48V49H54ZM59 47H61V48H59ZM75 49H74V48ZM80 47H81V49H80ZM112 47H111V49H112ZM154 47V46H153ZM161 47L162 48H165V47H163L162 45H161ZM173 47V46H172ZM172 47H170L169 48V50L172 48ZM179 47H181L183 50H184V53H183V50L182 49H180ZM261 47V48H260ZM6 48H8V49H6ZM28 48V49H27ZM37 48V49H36ZM71 48V49H70ZM79 48V49H78ZM95 48V49H94ZM184 48H186V46L184 47ZM187 48H188V46H187ZM241 48V47H240ZM258 48H260V49H258ZM22 49V50H21ZM31 49V50H30ZM39 49H41V50H39ZM46 49H48V50H46ZM52 49H53V51H52ZM78 49V50H77ZM87 50V52H86V50ZM101 49V50H102ZM110 49V48H109ZM173 49V48H172ZM178 49H180L181 51L180 52H178L179 50ZM262 49V50H261ZM61 50V51H60ZM96 50V51H95ZM147 50V54L149 55H147V58H149L150 57V59H151V57H152V55H150L149 54V51ZM168 50V51H169ZM5 51H7V53H8V51H10L11 52V54H10V52H9V54H7ZM27 51V52H26ZM50 51V52H49ZM82 53H81V52ZM94 51V52H93ZM110 51H112V50H110ZM167 51V53H171V54H173V56H174V52H171V50H170V52H168ZM173 51V50H172ZM186 51H187V49H186ZM261 51V52H260ZM34 52V53H33ZM56 52V53H55ZM59 52V53H58ZM69 54H68V53ZM85 52V53H84ZM91 52H93L92 54H91ZM7 54V57H6V55L5 54ZM17 53V54H16ZM22 55H21V54ZM67 53V54H66ZM88 53H89V55H88ZM97 53L99 54V55H97ZM151 53V52H150ZM182 53L183 54H185L184 56L182 55ZM261 53V54H260ZM12 54H14V56H11ZM23 54H25V55H23ZM76 54H77V56H76ZM81 54V55H80ZM144 54V58H146V56H145V53H143ZM142 54V55H143ZM18 55V56H17ZM64 55H66V57H64ZM128 55V54H127ZM136 55H138L137 57H136ZM181 55V56H180ZM190 55V54H189ZM2 56V57H1ZM51 56H52V58L54 59H52L51 58ZM79 56V59L77 58ZM93 56V57H92ZM95 56V57H94ZM112 56H113V58H112ZM185 57L184 59H183V57ZM193 56H195V57H193ZM227 56V57H226ZM233 56H234V58H233ZM238 56H239V58H238ZM250 56V57H251ZM260 56L262 57L261 58V60H260ZM4 57H6V58H8L7 60H6V58H5V60L4 59H2V58H4ZM9 57L11 58V60H9ZM15 57V58H14ZM60 57V58H59ZM99 57H101V58H99ZM170 57H172V58H170ZM177 57V58H176ZM193 57V58H192ZM227 59H226V58ZM247 57V56H246ZM69 58V59H68ZM71 58V59H70ZM84 58H86V59H84ZM90 58V59H89ZM97 58H99V59H101V62L97 59ZM102 58H105V59H102ZM139 58H141V57H139ZM138 58V59H139ZM142 58H143V56H142ZM141 58V59H142ZM197 58V59H196ZM213 58H215V61H214V59ZM225 58V59H224ZM230 58H231V60H230ZM236 58V59H235ZM29 59V60H28ZM47 59V60H46ZM52 59V60H51ZM66 59V60H65ZM95 59V61L93 62V64H95V62H96V64H95V68H94V66L92 65V63H91V61H93ZM112 59V60H111ZM113 59H115V60H117L115 63L113 62ZM164 58L162 57V59H161V61L163 60ZM164 59V60H165ZM188 59H189V61H188ZM194 59V60H193ZM196 59V60H195ZM224 59V60H223ZM237 59H239V60H237ZM262 59H263V63L261 62L262 61ZM8 60H9V63H8ZM25 60V61H24ZM61 60V61H60ZM106 60V61H105ZM128 60H129V62H128ZM146 60H148L149 61V59H146ZM146 60H143L142 59V61H146ZM152 60V59H151ZM163 60V61H164ZM169 60V61H168ZM173 60V61H172ZM184 60V61H183ZM190 60H191V62L193 63V65H192V63L190 62ZM199 62H198V61ZM201 60V61H200ZM205 61L207 64H210V66H207V70L206 69H204L205 67H206V65H205V67H204V63L205 62H203V61ZM220 60H223L224 61V64H223V61H221L220 62ZM227 60H229V61H227ZM3 61H5V63H7L6 65H5V63H3ZM10 61H12V62H10ZM47 61V62H46ZM77 61V62H76ZM79 61V62H78ZM85 61H88V62H85ZM98 61V62H97ZM106 63L104 66H106V67H103L102 68V66H103V64H104V62ZM112 61V62H111ZM118 61H120V62H122L123 64H124V68H126V69H124V70H126L127 72H128V74H126L127 72L125 71L124 73L126 74V76H125V74H124V76H125V78H122V77H124V76H122L123 74V69L121 70L120 69V67L121 66H123V64H121L120 62L119 63H117ZM139 61H140V59H139ZM161 61H159V62H161ZM162 61V62H163ZM181 61V62H180ZM187 61H188V63H187ZM213 61H214V63H213ZM217 61V62H216ZM228 62V63H226V62ZM237 61V62H236ZM239 61V62H238ZM246 61V62H245ZM249 61V62H248ZM254 61H256V62H258V63H256V62H254V63H256V64H253V62ZM26 62V63H25ZM48 62H50V63H48ZM66 62V63H65ZM111 64H110V63ZM151 62H154V61H151ZM161 62V63H162ZM176 62V63H175ZM190 62V63H189ZM195 62H198V64L201 62V66H200V64H199V66L197 67V63H195ZM203 62V63H202ZM241 62V63H240ZM244 62V63H243ZM251 62V63H250ZM3 63V64H2ZM74 63H76V64H74ZM79 63V64H78ZM113 63V64H112ZM130 63V65L131 66H134V65H132ZM138 65L141 63V61L138 63V62H136ZM143 63V62H142ZM141 63V64H142ZM180 63H181V65H183V66H181L180 65ZM261 63H262V65H261ZM15 64H17V65H15ZM46 64V65H45ZM89 64H91L92 65V67H91V65H89ZM100 64V65H99ZM114 64H115V67H114ZM118 64V65H117ZM120 64H121V66H120ZM145 64V65H144ZM144 64H142V65H136L135 64V66H137V67H139L138 68V70H142L143 71V69H146V67H143V65L144 66H146L147 65V62L146 63H144ZM150 65H148V66H152L151 65V63H149ZM163 64H164V62H163ZM167 64V65H166ZM179 64V65H178ZM239 64H241V65H239ZM246 64H248V65H246ZM259 64V65H258ZM5 65V66H4ZM12 65V66H11ZM69 65V66H68ZM190 65V66H189ZM192 65V66H191ZM214 65H216V66H214ZM221 65V66H220ZM233 65L237 68H235V67H233ZM239 65V66H238ZM246 67H245V66ZM251 65V66H250ZM48 66V67H47ZM63 66V67H62ZM79 66V67H78ZM98 66H101V67H98ZM113 66V67H112ZM120 66V67H119ZM134 66V67H135ZM181 66V67H180ZM185 66V67H184ZM213 66V67H212ZM226 66V67H225ZM257 66H260V67H257ZM0 67V68H1ZM3 67H5V68H3ZM8 67V68H7ZM54 67H56V68H54ZM58 67V68H57ZM70 67V68H69ZM88 67V68H87ZM110 67H112V68H114L113 69V71L116 73V75H118L119 74V72H120V74H122V75H120L119 74V76L117 77V76H115V73H113L112 72V70H110V69H112V68H110ZM119 67V68H118ZM142 67H143V69H142ZM204 67V68H203ZM209 67H211L210 69H209ZM249 67V68H248ZM254 67V68H253ZM10 68H12V69H10ZM14 68H16V70L14 69ZM52 70H51V69ZM65 68V69H64ZM77 68H79V70H77ZM88 70H87V69ZM99 68H101V70H103V71H99ZM108 68H109V70H108ZM129 68H131L130 66H129ZM147 68H150V67H147ZM178 68V69H177ZM200 68V69H199ZM242 68H243V72H242ZM259 68V69H258ZM263 68V69H262ZM7 69H10L9 71H7L6 72V70ZM48 69V70H47ZM60 69V70H59ZM76 69V70H75ZM117 69V70H116ZM119 69V70H118ZM133 69V68H132ZM131 69V70H132ZM171 69H169V70H171ZM180 69V70H179ZM182 69V70H181ZM198 69V70H197ZM223 69V70H224ZM232 69H233V71H232ZM246 69H247V71H246ZM12 70L14 71V73L12 72ZM74 70V71H73ZM105 70H106V73H105ZM108 70V71H107ZM140 70V71H141ZM175 70H177L176 72H175ZM195 70H197L196 71V73L194 72ZM236 70H238V71H236ZM255 70V71H254ZM15 71H21L22 73H19V72H15ZM42 71V72H41ZM47 71V72H46ZM56 72V74H55V72ZM111 71V72H110ZM119 71V72H118ZM121 71H122V73H121ZM133 71H136V73L138 72L137 70H135V68L133 69ZM132 71V73L134 74V72ZM146 71V70H145ZM145 71H144V73H145ZM147 71H148V69H147ZM182 73H181V72ZM189 72V73H185V72ZM203 71H204V74H203ZM241 71V72H240ZM249 71V72H248ZM9 72V73H8ZM27 72V73H26ZM90 72H91V75H90ZM93 72V73H92ZM117 72H118V74H117ZM149 72V71H148ZM148 72L146 73V74H148ZM249 74H248V73ZM255 72V73H254ZM260 72L262 73V74H260ZM3 73V74H2ZM17 73V74H16ZM23 73H25V75L23 74ZM48 73V74H47ZM102 73V74H101ZM135 73V74H136ZM140 73V72H139ZM138 73V74H139ZM169 73H170V71H169ZM171 73H172V71H171ZM183 73H185V74H183ZM209 73V72H208ZM225 73H226V71H225ZM236 73H234V75L236 74ZM241 73H244L243 75L241 74ZM254 73V74H253ZM259 73V74H258ZM11 74H12V76H11ZM46 76H45V75ZM79 74V75H78ZM106 74H108V75H106ZM110 74V75H109ZM112 74H114V75H112ZM137 74V75H138ZM196 74H198V75H196ZM246 74V75H245ZM253 76H252V75ZM255 74H257V75H255ZM1 75H2V77H1ZM6 76L5 78V80H4V77L3 76ZM9 75V77H7ZM14 75V76H13ZM17 75H19V76H17ZM27 75H29L28 77H27ZM33 77H31V76ZM83 75V77H81ZM88 75V76H87ZM129 75V76H128ZM141 75H142V73H141ZM144 75V74H143ZM169 76H170V74H168ZM178 75H179V78H178ZM184 75V76H183ZM202 75V76H201ZM217 75H218V73H217ZM234 75H233V77H234ZM243 77H242V76ZM259 75H261V76H259ZM23 76H25V77H23ZM54 76V77H53ZM57 76V77H56ZM60 76V77H59ZM78 76V77H77ZM89 78H87V77ZM93 76V77H92ZM104 76H105V78H104ZM106 76H108V77H106ZM109 76H111V78L109 77ZM112 76L113 77H117L116 79L115 78H113L112 79ZM168 76V77H169ZM185 76H187V77H185ZM190 76H192V77H190ZM215 76H216V74H215ZM215 76H213V77H211V78H214ZM223 76H226V74L225 75H218L214 80H216V79H218L219 78V80L221 79V77H223ZM235 76H237V74L235 75ZM247 76V78L245 79V81L246 80H248V81H244L243 79H244V77H246ZM258 76V77H257ZM16 77V78H15ZM23 77V79H20V78H22ZM29 77L31 78V79H29ZM133 77H137L136 75H134ZM233 77H230V81H231V79H233V83L235 84V81H236V79H234ZM240 77V78H239ZM3 78V79H2ZM10 80H9V79ZM11 78H13L14 80H15V82H11L12 80H11ZM80 78H81V81H80ZM93 80V83H92V80ZM102 78V79H101ZM119 78H120V81H118L119 80ZM132 80V82L131 83H133L134 81H136V80H133L134 78H132V77H130ZM129 78V79H130ZM138 78H140V77H138ZM223 78H225V77H223ZM251 79V80H249V79ZM254 78V79H253ZM263 78V79H262ZM7 79H8V81H7ZM50 79H51V81H50ZM83 79V80H82ZM98 79H100V80H98ZM109 79V80H108ZM113 80V82L112 81H110V80ZM121 79H124V81H127V82H129V84L128 83H126L125 82V87H126V89L124 88V82H121ZM136 79V78H135ZM189 79H191V80H189ZM204 79H205V77H204ZM3 80V81H2ZM13 80V81H14ZM25 80V81H24ZM37 80V81H36ZM46 82H45V81ZM59 80V81H58ZM70 80V81H69ZM77 80V81H76ZM115 80V81H114ZM181 80V81H180ZM198 80V81H197ZM203 80V79H202ZM235 80V81H234ZM241 80V81H240ZM6 83H5V82ZM27 81V82H26ZM55 81H57V82H55ZM62 81V82H61ZM66 82V84H65V82ZM83 81V82H82ZM87 81H89V82H87ZM98 81V82H97ZM107 81H109V82H107ZM119 82V83H114V82ZM123 81V80H122ZM168 81H169V85H171L170 83H173L174 82V85L172 84V87H174V86H176L175 84H177L178 85V88H172L171 86H169L168 85ZM177 81V82H176ZM186 81V83H184ZM192 81H195V83H197L196 85L198 86V83H199V91L202 93H200L198 90V92L195 90V92H197L196 94H198V93H200L199 95H197L198 97H200L199 99H198V97L196 98V100L198 101V102H196L195 103V101H193V99L191 98V100L189 99V97L190 96H192V94L189 96V94H187V93H192V91L191 90H193V88L195 87V85H194V87H192V85L194 84V82H192ZM200 81V82H199ZM208 81V80H207ZM51 82V83H50ZM70 82V83H69ZM77 82V83H76ZM80 82V83H79ZM95 82H97V83H95ZM107 82V83H106ZM120 82H121V84H120ZM137 82H139V81H136L135 83H134V85L137 83ZM167 82V84H165ZM176 82V83H175ZM183 82V83H182ZM209 82V81H208ZM213 82H215V81H213ZM217 82V81H216ZM232 82V81H231ZM245 82V83H244ZM26 83V84H25ZM32 83V84H31ZM34 83H35V85H34ZM49 83V84H48ZM58 83V84H57ZM60 83V84H59ZM87 83V84H86ZM106 83V84H105ZM112 83H114L115 84V86L112 84ZM123 83V84H122ZM191 83H193L192 85H191ZM218 83V82H217ZM15 84V85H14ZM42 84V85H41ZM97 84V85H96ZM118 84V85H117ZM126 84H127V86H126ZM159 84V83H158ZM158 84H156V85H158ZM165 84V85H164ZM214 86H216L214 83H212ZM14 85V86H13ZM17 85V86H16ZM70 85V86H69ZM77 85V86H76ZM78 85H80V86H78ZM95 85H96V87H95ZM106 85V86H105ZM110 85H113V87L112 88H110ZM122 85V86H121ZM131 85V84H130ZM129 85V86H130ZM187 85V86H186ZM191 85V86H190ZM239 85V84H238ZM34 86V87H33ZM43 88H42V87ZM55 86V87H54ZM57 86V87H56ZM72 86V87H71ZM86 86V87H85ZM94 86V87H93ZM108 86V87H107ZM132 86H133V84H132ZM159 86V85H158ZM186 86V87H185ZM196 86V87H197ZM203 86V85H202ZM214 86H212V88L213 89H215V87ZM233 87L235 86V85H232ZM15 87H16V89H15ZM28 87V88H27ZM70 87V88H69ZM108 88V90H105L104 88ZM182 87V88H181ZM184 87V88H183ZM190 87H191V90H190ZM195 87V88H196ZM205 87V86H204ZM229 87L231 88V86H230V84H229ZM233 87H232V89H233ZM241 86H239V88H240ZM8 88H10V89H8ZM40 88V89H39ZM54 88H55V90H54ZM57 88V89H56ZM61 88H62V90H61ZM64 88V89H63ZM78 88V89H77ZM81 88V89H80ZM84 88V89H83ZM90 90H89V89ZM110 88V89H109ZM181 88V89H180ZM243 88V87H242ZM264 88V87H263ZM2 89V90H1ZM15 89V90H14ZM67 89H68V91H67ZM77 91H76V90ZM86 89V90H85ZM98 89V90H97ZM129 89H131V88H129ZM128 89V90H129ZM161 89H159V90H161ZM168 89V90H167ZM183 89H185V90H183ZM241 89V88H240ZM238 89V91H242L243 89ZM5 90V91H4ZM11 90V91H10ZM26 90V91H25ZM32 90H33V92H32ZM36 90H37V92H36ZM51 90V91H50ZM102 90V91H101ZM114 90V89H113ZM112 90V93L114 92ZM116 90V89H115ZM118 91H120L119 89H117ZM116 90V91H117ZM174 90V91H173ZM189 90H190V92H189ZM10 91V92H9ZM29 93H28V92ZM45 91V92H44ZM48 91H50V93L48 92ZM59 91V92H58ZM63 91V92H62ZM93 93H92V92ZM117 91V92H118ZM168 91V92H167ZM185 93H184V92ZM204 91H205V89H204ZM8 93V95H7V93ZM40 92H41V94H40ZM54 92V93H53ZM61 92V93H60ZM66 92H68L67 94H66ZM74 92V93H73ZM84 92V93H83ZM94 92H95V94H94ZM163 92V93H162ZM171 94H170V93ZM174 92V93H173ZM180 92V93H179ZM195 92L193 91V95H196L195 94ZM206 92H207V89H206ZM243 92H245L244 94L246 95V91L244 90V91H242L241 92V96L243 95L244 96V94H243ZM12 93V94H11ZM44 93H45V95H46V97H45V95H44ZM59 94V95H57V94ZM63 93V94H62ZM90 93V94H89ZM6 94V95H5ZM22 94V95H21ZM48 94H49V96H48ZM73 94V95H72ZM76 94H78V95H80L79 97L76 95ZM84 94H85V96H84ZM87 94H89V96H86ZM96 94H100V95H97L98 97L96 98ZM114 94V93H113ZM169 94V95H168ZM186 94V95H185ZM209 94V93H208ZM207 94V95H208ZM62 95V96H61ZM67 95H68V97H67ZM172 95H174V96H172ZM188 95V96H187ZM206 95V94H205ZM248 95V94H247ZM246 95V96H247ZM21 96L23 97V98H21ZM26 96V97H25ZM54 96V97H53ZM59 96V97H58ZM65 96V97H64ZM167 96H169L168 98H167ZM203 96V95H202ZM209 96V95H208ZM212 96V95H211ZM241 96H239V98H241ZM16 97V98H15ZM44 97V98H43ZM49 97V98H48ZM51 97V98H50ZM55 97H57V98H55ZM63 97V98H62ZM67 97V98H66ZM73 97V98H72ZM75 97V98H74ZM84 98V99H82V98ZM92 97V98H91ZM165 97H166V99H165ZM193 97V96H192ZM7 98V99H6ZM11 98V99H10ZM18 98V99H17ZM46 98V99H45ZM66 98V99H65ZM69 98V99H68ZM71 98V99H70ZM78 98V100H76ZM80 98H81V100H80ZM87 98L89 99V98H91V99H93L94 101H91V99H90V101H89V103H87L88 102V100H87ZM95 98V99H94ZM187 98H188V100H189V102H188V100H187ZM201 98H202V100H201ZM205 98H206V100H205ZM3 99V100H2ZM20 99V100H19ZM25 99V100H24ZM42 101H40V100ZM43 99V100H42ZM48 99V100H47ZM58 99V100H57ZM62 99V100H61ZM64 99H65V101H64ZM163 99V100H162ZM166 101H165V100ZM177 99V100H176ZM194 99H195V97H194ZM211 99V98H210ZM4 100H6L5 102H4V104H3V101ZM22 100V101H21ZM51 100V101H50ZM53 100V101H52ZM71 100H72V102H71ZM168 100V101H167ZM234 100H235V98H234ZM10 101V102H9ZM50 101V102H49ZM58 101H59V104H57L58 103ZM67 101V102H66ZM70 101V102H69ZM79 101V102H78ZM87 101V102H86ZM170 101H172V103L170 102ZM182 101V102H181ZM191 101H193L192 103H191ZM7 102V103H6ZM19 102V103H18ZM23 102V103H22ZM46 102V103H45ZM55 102V103H54ZM68 102H69V104H68ZM80 102H82L81 104H79ZM139 102V101H138ZM138 102H137V104H138ZM154 102V101H153ZM168 102H170V103H168ZM259 102H261V104H262V102H264V100L262 101H259ZM6 103V104H5ZM14 103V104H13ZM32 103H34V104H32ZM38 103V104H37ZM51 103V104H50ZM54 104V106L55 107H53V104ZM62 103H66V104H62ZM71 103H72V105H71ZM81 106V108L83 109L85 106V108L82 110H80L79 108H78V104ZM105 103V102H104ZM108 103H110L109 101H108ZM182 103V104H183ZM203 103V102H202ZM212 103H213V101H212ZM61 104V105H60ZM67 104H68V106H67ZM88 104V105H87ZM184 104V105H185ZM188 104H186V105H188ZM4 105H6V106H4ZM14 105V106H13ZM63 105H64V107H63ZM83 105H85V106H83ZM161 105V106H160ZM3 106V107H2ZM19 106V107H18ZM26 106H28V107H26ZM30 106V107H29ZM33 106V107H32ZM60 106V107H59ZM74 106V107H73ZM101 107H102V105H100ZM139 104L137 105V113L140 111L138 108H141V112H139V114L140 113H142V115H141V117H140V119H141V122L142 123H145V124H147V126H149L150 127V125H151V127L152 126H154L153 124H156V122L158 123L159 122V120H160V122L159 123H162V121H163V119H164V121H165V119L166 120H169L170 118H167V117H165V116H162L163 118H160L158 121H156V122H152L153 120L155 121V119H153V120H151L150 119V115H148L147 114V116H149V118L148 117H146V113L147 112H150L149 110H147V112H145L146 111V107H144V105H143V107H141V106H139ZM202 106V105H201ZM74 108V110H73V108ZM185 107V106H184ZM184 107L182 108V111L181 112H184L185 111V109H184ZM193 107H195V106H193ZM196 107H198V105L196 106ZM15 108V109H14ZM17 108V109H16ZM31 108V109H30ZM34 108V109H33ZM49 108V109H48ZM60 108H62V109H60ZM66 108V109H65ZM70 108H72V110H70ZM76 108H78V109H76ZM145 108V110H143ZM157 108V109H156ZM198 108H201V110H202V107H198ZM209 108V107H208ZM41 111H39V110ZM53 109V110H52ZM58 109H60L59 111H58ZM87 109H89V108H87ZM87 109H86V111H87ZM91 109V108H90ZM156 109V110H155ZM171 109V110H170ZM183 109H184V111H183ZM190 109V108H189ZM32 110V111H31ZM38 110V111H37ZM43 110V111H42ZM48 110V111H47ZM50 110V111H49ZM76 110V111H75ZM93 110V109H92ZM167 110H168V112H167ZM178 110H177V112H178ZM188 110V109H187ZM187 110H186V113H187ZM201 110H199L198 111V109H197V111H195V112H197V114H199L198 112H200ZM26 111V112H25ZM47 112V114H48V112L50 113V114H48L47 116L49 117V118H47V116H45L46 114V112ZM58 111V112H57ZM62 111V112H61ZM68 111V112H67ZM69 111H71V112H69ZM78 111H77V114H80V113H78ZM85 111V112H86ZM89 111H91V110H89ZM100 111V110H99ZM175 110L173 109V112H174ZM189 111V110H188ZM35 112V113H34ZM45 112V113H44ZM67 112V113H66ZM82 112V113H83ZM121 112V111H120ZM123 112L125 113L126 111L125 110H123ZM181 112H178V113H181ZM14 115V117H12L13 119H14V122L12 121L13 119H11V115L12 114ZM16 113V114H15ZM26 113V114H25ZM37 113H40V115L38 114V116H37ZM57 113V114H56ZM65 113V114H64ZM69 113V114H68ZM75 113H73V114H75ZM143 113H144V115H143ZM150 113H152V112H150ZM161 113V114H162ZM174 113H176V111L174 112ZM9 114V115H8ZM41 114H43L44 116H43V118H45V119H42V115ZM58 114H60V116H57ZM64 114V115H63ZM73 114H71L70 115V119L71 118H74V117H72V116H75V115H73ZM76 114V116L75 117H78V118H75V119H77L76 121H77V124L75 123V127L76 128H79V127H81L80 129H78V131H77V133L79 132V131H81V132H79L78 134H77V136H81V134L83 135L84 134V139L81 137V138H79V139H82V141H84V140H86L87 142H88V139L89 138H91V137H93V135L91 134V133H88V135H89V138L88 139H85L86 137L85 136H88V135H85V133L87 132H85V131H83L82 130V128H85L84 127V125L86 124L85 122L86 121H83V119H82V117H80L79 118V115H77ZM196 114V113H195ZM7 115H8V118L9 119H5V118H7ZM23 115V116H22ZM33 115V116H32ZM54 115V116H53ZM63 115V116H62ZM202 115V112H200V114H199V117ZM15 116H17V117H15ZM50 116H51V118H50ZM52 116H53V119H54V117L56 118V120H53L54 122H56L57 121V118L61 121L62 120V118H64L61 122L58 120V122H56L57 124H59L58 126H61V127H63V125H64V127L62 128V129H60V127H58V126H56L55 124V126L56 127H58L59 129H57V130H55V128H54V126L51 124L53 121H52ZM68 116V117H67ZM144 117V118H143ZM4 118V119H3ZM16 118V119H15ZM18 118H20V120L18 119ZM36 118H37V120H36ZM61 118V119H60ZM84 118V117H83ZM152 118V117H151ZM200 118H202V117H200ZM25 119V120H24ZM31 119H34V120H31ZM40 119H42V120H40ZM51 122H49L48 120ZM147 119V120H146ZM195 120V119H199V118H195V117H193L192 118V120ZM27 120H29V123H28V121ZM36 120V121H35ZM48 122H47V121ZM66 120V121H65ZM97 120V119H96ZM101 120V119H100ZM172 120V119H171ZM174 120V119H173ZM10 121H12V123L10 124L9 122ZM34 122V127L32 126V124H33V122ZM42 122L43 121V123H41V124H43L42 126L40 125V124H38V122ZM44 121H46V123L44 122ZM98 122H97V124L98 125H100V126H102V124L99 122V119L97 120ZM125 121H126V119H125ZM127 121H130V120H128V118H127ZM5 122H7V123H5ZM16 122V123H15ZM26 122V123H25ZM67 122H68V124H67ZM71 122H73V120H71ZM150 122L152 123V124H150ZM2 123V124H1ZM15 123V124H14ZM20 123V124H19ZM32 123V124H31ZM44 123H45V125H44ZM73 123V124H74ZM18 125L17 127L16 126H12V125ZM25 124V125H24ZM28 124V125H27ZM30 124V125H29ZM37 124V125H36ZM46 124H50V125H48V128H47V125ZM65 124H66V126H65ZM72 124V125H73ZM145 124H143V125H145ZM4 125H6V129L4 128L3 129V126ZM22 125V126H21ZM26 125H27V127H26ZM41 126V128H43V129H41L40 127V129L38 130V127H36V126ZM79 125V126H78ZM82 125V126H81ZM97 125V126H98ZM22 128H21V127ZM53 126V127H52ZM78 126V127H77ZM24 127V128H23ZM28 129V131H26L25 129L26 128ZM28 127H33V128H28ZM47 128V129H45L44 130V128ZM52 127V130H49L50 128ZM99 127V126H98ZM22 130H21V129ZM75 128V129H76ZM99 128H101V127H99ZM15 129H17L18 131H19V133H17V130H15ZM23 129H24V131H25V133L24 132H22L23 131ZM30 129V130H29ZM69 129H70V127H69ZM86 129V128H85ZM8 130V131H7ZM12 132H11V131ZM21 130V131H20ZM32 130H33V132H32ZM41 130V131H40ZM44 130V132H42ZM49 130V131H48ZM55 131V133H54V131ZM77 130V129H76ZM76 130H75V132H76ZM10 131V132H9ZM30 131V133H28ZM46 131V132H45ZM59 133H58V132ZM69 131V130H68ZM6 132V133H5ZM14 132H16V133H14ZM27 132V133H26ZM35 132H37V133H42V135L41 134H37V133H35ZM58 134H57V133ZM67 132V131H66ZM65 132V133H66ZM83 132H85V133H83ZM255 130H254V134H255ZM259 131H257V133H258ZM261 133H262V131H260ZM34 135H33V134ZM50 133V135L48 136V134ZM71 133V132H70ZM5 134H7L6 136H4ZM12 134L14 135L15 134V136H12ZM33 136H32V135ZM43 134H44V136H43ZM55 134H57V136L54 138V139H56V140H54V139H52V140H50L51 138H52V136L53 135H55ZM67 134V133H66ZM65 134V135H66ZM68 134H69V132H68ZM126 134V133H125ZM18 135H20V136H17ZM30 135V136H29ZM38 137H36V136ZM90 135H92L91 137H90ZM154 135V134H153ZM248 135V134H247ZM251 135H253V132L251 133ZM262 136H261V140L263 141H260V139H259V137H260V135H259V137L258 138H254L252 141H251V144L250 145H252V146H255V147H258V144H262V145H260L259 147H260V149H262V152L264 151L263 149L264 148H262L261 146H264V133L263 134H261ZM0 136V137H1ZM23 136V137H22ZM27 136V137H26ZM28 136L30 137L29 139H28ZM39 136H40V138H39ZM42 136V137H41ZM47 136H48V138H49V140H45L46 142L44 143V140H42V139H47ZM50 136H51V138H50ZM111 136H113V137H111V140H108L109 141V143H111L112 144V141H113V144H114V146H118V144H119V146L121 145L122 146V144L120 143V142H118L117 143V145H116V142L118 141L117 139L119 138V140H120V137L118 136L117 138H116V136H114V135H111ZM151 137H152V135H150ZM155 136V135H154ZM15 137L17 138V139H15ZM20 137L23 139H20ZM26 139H25V138ZM36 137V138H35ZM44 137V138H43ZM64 137V138H63ZM116 139H115V138ZM11 138V139H10ZM32 138V139H31ZM59 138V139H58ZM97 138V137H96ZM140 138H142L141 140H139ZM153 139H155L154 137H152ZM1 139V138H0ZM13 139H14V141H13ZM91 139H93V140H90L89 139V141L91 142H95L94 140H96L94 137L93 138H91ZM125 140H127V138H124ZM151 140L150 139V143L148 142L147 143V146L149 145H151V147H152V150L151 151H153L155 148H154V146L155 145H153L154 143H152L151 141H154L155 142V140ZM15 140H16V143H15ZM22 142H21V141ZM26 140H27V142H26ZM70 140V139H69ZM117 140V141H116ZM129 140V139H128ZM137 140L140 142V141H142L143 140V137H138L137 138ZM254 140H256V141H254ZM33 141V148H32V145L31 146H29L31 143H29V142H32ZM43 141V142H42ZM65 140H60V142L61 143H63ZM137 141V142H138ZM254 141V142H253ZM258 141H260V143L258 142ZM10 142L11 144H9V146H8V143ZM14 142V143H13ZM24 142V143H23ZM26 142V143H25ZM52 142H51V144H52ZM66 142V141H65ZM89 142V143H90ZM91 142V143H92ZM257 142H258V144H257ZM2 143L4 144V145H2ZM18 143H20V144H18ZM21 143H23V144H21ZM42 143H44V144H42ZM50 143V142H49ZM67 143V142H66ZM65 143V144H66ZM90 143V144H91ZM109 143H107V144H109ZM152 143V144H151ZM255 143V144H254ZM15 144V145H14ZM37 144V143H36ZM56 144V146L58 147L59 145H57V143H55ZM55 144L53 145V146H55ZM68 144V143H67ZM64 145L63 144V152H61L62 151V149H61V153L59 152V150L60 149H57L56 148V150H58L57 152H58V154L57 155H62V153H63V157H61V155L60 156H57L58 158L57 159H59L60 160V162L59 163H61V159L63 158V160H64V158L66 157V158H70V157H67V156H64V154H66L67 155V153L68 154H70V156H71V150L73 151V149H72V147L69 149L67 146L68 145ZM111 144H109L110 145V148L111 147H113L114 148V146L112 145L111 146ZM244 144H246V143H244ZM21 145V146H20ZM81 146H82V144H80ZM93 145L94 146H97V141H96V144L95 143H93ZM98 145H100V143L98 144ZM108 145V146H109ZM139 145V144H138ZM233 145V144H232ZM11 146H13V147H11ZM18 146H19V148H18ZM52 146V145H51ZM50 146V148L52 149V147ZM55 146V147H56ZM64 146L65 147H67V150L69 149L70 150V152H67V151H65L66 150V148H64ZM80 146V147H81ZM107 146V147H108ZM146 146V147H147ZM148 146V148H147V150H149V149H151V147H149ZM248 146V145H247ZM6 147H8L9 149H7ZM32 148V149H30V148ZM70 147V146H69ZM74 147V146H73ZM75 147H77V150L79 151H81V149L82 148H80V149H78V147H79V145L78 146H75ZM82 147H84V146H82ZM106 147V148H107ZM231 147H233V146H231ZM246 147V146H245ZM5 148V149H4ZM29 150H28V149ZM44 148V150H45V152H47L46 150L47 149H45ZM85 148V147H84ZM109 147H108V149H110ZM113 148H111L110 150H114ZM120 149H121V147H119ZM123 148L126 150L127 148H129L128 146H123ZM154 148V149H153ZM11 149V150H10ZM15 149V150H14ZM51 149H49V153H51V154H53V152H54V150L53 151H51ZM65 149V150H64ZM86 149H88V147H86L85 148V151H84V153H86ZM117 149V148H116ZM138 150L139 149H141V148H137ZM258 149V148H257ZM24 150V151H25ZM41 150V149H40ZM68 150V151H69ZM83 150V149H82ZM89 150V149H88ZM119 150V149H118ZM118 150H114L115 152H117L116 154H118L119 152H118ZM125 150H122V151H125ZM136 150V149H135ZM138 150H136L135 152H133L132 153V151H131V149H130V151L128 150H126V152H127V154H125V152H120V154H118V155H120V156H122L123 154H125L124 156H130V158H128L129 159V162L128 161H126L125 159H127V158H125L124 156H122V157H124V166L122 165L121 166V169H122V167H125L126 165H130L131 164V162H130V159H133V157H134V160H136L137 159V157L136 156H134V155H136V153H139L140 154V158H138V160L140 161V162H138V160L135 162L136 163V165H135V163H133L132 162V164L133 165H135L136 167L138 166H141V163L142 162H145V164H147V160H148V164H147V166L148 165H150L151 163H149V161H151V151H150V154H148V152H147V150H144V149H142V153H143V157L141 156V150L138 152ZM144 150V151H143ZM234 150H235V147H234ZM34 151H38L37 150V148H34ZM67 152V153H65V152ZM75 152H78V151H76V149L74 150ZM73 151V154H75V155H78V153L76 154L75 152ZM79 151V152H80ZM146 151V152H145ZM259 151H261V150H259ZM259 151H257V152H259ZM44 152V153H45ZM48 152H47V154H48ZM129 152H131V153H129ZM0 153H2V152H0ZM55 153V152H54ZM80 153H83V151L82 152H80ZM79 153V155H81ZM123 153V154H122ZM264 153V152H263ZM8 154H7V156H8ZM29 154V153H28ZM145 154H147V156L145 155ZM138 155V154H137ZM262 155V154H261ZM264 155V154H263ZM29 156V155H28ZM69 156V155H68ZM144 156H146V159L147 160H142V159H144L145 157ZM233 156L235 157L236 155H234L233 154ZM118 157V156H117ZM136 157V158H135ZM141 157H142V159H141ZM150 158V160H149V158ZM71 158H72V156H71ZM71 158H70V160H71ZM231 159L233 158V157H230ZM237 158V157H236ZM231 159H230V161H231ZM58 160V161H59ZM67 161L69 160V159H66ZM66 160H64V162L66 163ZM235 160V159H234ZM0 161H2L1 160V158H0ZM72 161V160H71ZM236 161V160H235ZM63 162V163H64ZM70 162V161H69ZM152 162V161H151ZM63 163H61V164H63ZM68 163V162H67ZM67 163L66 164H63L64 166H67ZM128 163V164H127ZM235 162H232V164H234ZM131 164V165H132ZM130 165V168H132V166ZM143 165H144V163H143ZM68 166H72V163L70 164H68ZM135 166H133V167H135ZM127 167H129V166H127ZM65 168H67L68 169V167H65ZM116 168H118L119 169V167H116ZM152 168V167H151ZM151 168L149 169V172H151L152 173V171H154L155 172V169L156 168H154V170H151ZM75 169H76V171L73 169L72 171H75V172H81V170H80V168H77L76 167V165H75ZM153 169V168H152ZM160 168L159 167H157V172H155V173H153V174H155V175H153V176H157V178H159V177H161V179L164 177V175H165V179H167L166 178V175H167V173H170V171L173 173V171L174 170H167L166 172L167 173H165L164 174V171L165 170H162V168H161V170H159ZM66 170V169H65ZM177 171V170H176ZM176 171H174V172H176ZM65 174H68L69 172H68V170H67V172L66 171H63ZM159 173V174H158ZM162 173V175L161 176H158V175H160ZM158 174V175H157ZM164 174V175H163ZM163 176V177H162ZM160 179V178H159ZM164 180V179H163ZM81 187V186H80ZM26 230V229H25ZM57 230H59V229H57ZM61 230V229H60ZM13 231H10V234L9 233H7V236L9 237L10 235V237L12 238L13 236H14V234H13V236H12V233ZM24 232V231H23ZM23 234V233H22ZM22 234H18V236L17 237H13L14 239H17V238H19V243L20 242H24L23 240H24V238L23 239H20L21 237H19V236H26V235H22ZM12 238V240H14ZM20 240H22V241H20ZM14 241H16V240H14ZM18 241V240H17ZM219 247H221V245H218ZM217 245H216V248L217 249H220L219 247H218ZM26 248H28L27 246H26ZM25 248V246H23V249H26ZM30 248V247H29ZM23 251H25V250H21V252H23ZM216 251H220V250H216ZM19 252L20 251H18V254H19ZM28 252H31V251H29L28 249H26V251L25 252H23V258H22V262H20V263H23V264H31V262L29 261L28 263H27V259L29 260V257H30V253H28ZM41 252H42V250H41ZM221 253H222V251H220ZM213 253H215V251H212L210 254H211V256L212 257H209L210 256V254H209V256L205 253V255H203V256H206L207 255V257H209V258H212V260H213V264H216V263H214L216 260H218L217 258L221 255V257H222V254H219V256L216 254V256H218V257H216L215 256V254H213ZM7 254H9V253H7ZM13 254H14V252H13ZM12 252H11V254H10V256H11V258H12ZM26 254V255H25ZM39 254H40V251H39ZM44 254V253H43ZM42 254V255H43ZM14 255H15V257H14ZM13 255V258H12V260L15 258L16 259V252H15V254ZM22 255V254H21ZM21 255H19L20 257H21ZM36 255V254H35ZM34 255V256H35ZM38 255V254H37ZM215 256V258H216V260L214 261V256ZM25 256V257H24ZM41 256V255H40ZM202 256V257H203ZM31 257L32 258H34L33 257V255H31ZM30 257V258H31ZM36 257V256H35ZM7 258V257H6ZM11 258L8 260L9 262L10 261H12L11 260ZM27 258V259H26ZM31 258V259H32ZM209 258H207V260L209 259ZM5 259V258H4ZM18 259H19V257H18ZM21 259V258H20ZM19 259V260H20ZM23 259H25L24 261H23ZM37 259H38V257H37ZM205 259H206V257L205 258H203V260L205 261ZM222 258H220V260H221ZM32 260H34V259H32ZM5 260H2V257H1V262H0V264H2V262H4ZM18 261V260H17ZM17 261H15L14 260V264H16L17 263ZM35 261H36V258H35ZM9 262H7V263H9ZM26 262V263H25ZM34 262V261H33ZM32 262V263H33ZM209 262H211V264H212V261L209 259ZM209 262L207 261L206 263H208L209 264ZM217 262H219V260L217 261ZM7 263H4V264H7ZM11 263H13V262H11ZM35 263V262H34ZM33 263V264H34ZM19 264V263H18ZM217 264H219V263H217Z\"/></svg>","mask_w":264,"mask_h":264},{"label":"crops","instance_id":"crops-1","mask_svg":"<svg viewBox=\"0 0 264 264\" xmlns=\"http://www.w3.org/2000/svg\"><path fill=\"white\" fill-rule=\"evenodd\" d=\"M104 11L98 34L109 40L137 37L157 15L160 0H81ZM54 0H0V40L23 42L47 24Z\"/></svg>","mask_w":264,"mask_h":264}]
</instances>
